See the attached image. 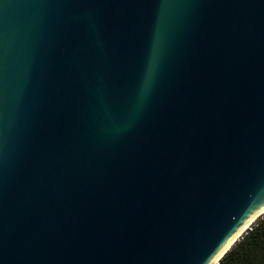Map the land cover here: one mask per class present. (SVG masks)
<instances>
[{"label": "water", "instance_id": "1", "mask_svg": "<svg viewBox=\"0 0 264 264\" xmlns=\"http://www.w3.org/2000/svg\"><path fill=\"white\" fill-rule=\"evenodd\" d=\"M263 213L264 0H0V264H216Z\"/></svg>", "mask_w": 264, "mask_h": 264}, {"label": "trees", "instance_id": "2", "mask_svg": "<svg viewBox=\"0 0 264 264\" xmlns=\"http://www.w3.org/2000/svg\"><path fill=\"white\" fill-rule=\"evenodd\" d=\"M216 264H264V213L241 234Z\"/></svg>", "mask_w": 264, "mask_h": 264}, {"label": "bare ground", "instance_id": "3", "mask_svg": "<svg viewBox=\"0 0 264 264\" xmlns=\"http://www.w3.org/2000/svg\"><path fill=\"white\" fill-rule=\"evenodd\" d=\"M251 221H252V220H251ZM246 226H247V225H246ZM246 226H245V227H246Z\"/></svg>", "mask_w": 264, "mask_h": 264}, {"label": "rangeland", "instance_id": "4", "mask_svg": "<svg viewBox=\"0 0 264 264\" xmlns=\"http://www.w3.org/2000/svg\"><path fill=\"white\" fill-rule=\"evenodd\" d=\"M262 215V214H261Z\"/></svg>", "mask_w": 264, "mask_h": 264}, {"label": "snow or ice", "instance_id": "5", "mask_svg": "<svg viewBox=\"0 0 264 264\" xmlns=\"http://www.w3.org/2000/svg\"><path fill=\"white\" fill-rule=\"evenodd\" d=\"M227 242V241H226Z\"/></svg>", "mask_w": 264, "mask_h": 264}]
</instances>
